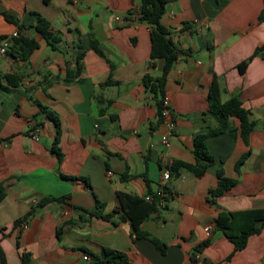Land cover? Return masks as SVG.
Returning a JSON list of instances; mask_svg holds the SVG:
<instances>
[{
	"label": "crops",
	"instance_id": "1",
	"mask_svg": "<svg viewBox=\"0 0 264 264\" xmlns=\"http://www.w3.org/2000/svg\"><path fill=\"white\" fill-rule=\"evenodd\" d=\"M262 6V0L167 1L160 23L178 56L165 82L175 129L163 147L165 125L156 123L154 103L141 81L146 73L159 76L163 59L150 58V32L137 19L138 0H0V12L18 23L0 14V36L17 30L38 43L26 60L11 54L0 60V74L20 78L15 86L1 79L7 88H0V248L5 264H94L102 248L126 255L125 264H193L190 254L205 240L199 264H264V224L233 251L214 221L219 209L264 208ZM36 14L59 37L58 48L34 30ZM89 34L101 54L86 47L79 76L66 82V70L74 69L78 47L87 46ZM213 78L221 101L236 96L248 111L254 126L247 144L239 135V120L229 116L223 132L205 138L214 161L203 175L181 166L171 171L174 160L194 163V135L217 123L207 101ZM39 105L59 119V162L51 150L55 125ZM34 127L38 139L32 137ZM164 169L170 173L163 184L165 204L140 224L165 243L161 253L150 240L134 239L129 221L113 211L118 191L153 196ZM218 170L235 183L212 204L208 191L217 185ZM63 195L69 199H55ZM45 197L53 198L37 206ZM108 213V219L102 218Z\"/></svg>",
	"mask_w": 264,
	"mask_h": 264
},
{
	"label": "trees",
	"instance_id": "2",
	"mask_svg": "<svg viewBox=\"0 0 264 264\" xmlns=\"http://www.w3.org/2000/svg\"><path fill=\"white\" fill-rule=\"evenodd\" d=\"M168 0H138L139 7L137 10L138 21L144 22L150 32V58L152 60L162 58L163 66L159 76L153 77L146 73L142 76V85L144 89L151 95L152 101L155 106L156 123L164 122L162 111V102L165 98V82L167 74L171 69L174 61L178 56V50L175 44L169 37V31L160 23V18L165 12L166 3ZM263 6L259 13L258 20L264 22V0H262ZM8 22H12L18 25L17 20L4 12H0ZM37 15V21L34 25V30L53 48H58L60 43L59 37L49 30V22L42 16ZM4 35H1L2 38ZM90 42L87 46H79L75 56L74 69H67L65 81L71 82L79 76L82 68L80 60L86 47L92 48L99 54L101 51L97 47V42L91 34H89ZM38 43L32 36L21 35L13 39L12 44L7 50V54H11L20 60H26L30 53L37 48ZM256 49L253 55L258 51ZM251 58V57H250ZM249 58V59H250ZM246 61L241 62L238 68L241 72L244 71ZM1 79H4L8 85L15 86L18 84L20 78L18 75L10 73L0 74V88L6 89L7 87L1 83ZM220 87L215 78H213L211 84L208 86L207 101L209 104V112L216 120V125L209 127L204 133L194 135L192 143V153L194 155V163H188L182 160H174L168 167L169 170H175L177 167H184L191 171L195 176L200 177L205 172L207 166L211 165L214 161L213 157L208 153L205 146V138L208 136L216 135L224 131L227 125V118L234 116L239 120V135L243 142L247 144L248 135L251 132L254 123L248 118V111L242 107L240 101L236 96H231L225 101L220 99ZM39 111L45 112L47 118L51 119L55 125V134L51 143V150L57 156V161L61 159V152L57 146L60 129L59 119L57 114L51 110H47L44 106L39 105ZM1 141V138H0ZM248 156V152L243 153L235 164V169L239 170V167ZM217 185L213 189L208 191V201L215 204V198L221 195L224 191L230 189L235 180L223 176L221 170L216 173ZM74 179L76 177H70ZM118 206L113 212H119L120 218L127 219L130 223L131 230L134 235V239L146 238L150 240L157 249L164 253L166 245L155 236L151 235L148 231L143 230L140 227L141 222L148 218L153 211L157 209L156 196L153 194L151 200H147L144 197L129 194L125 192H117ZM4 196L3 187L0 184V201ZM53 197H45L37 203V206L43 205L45 202ZM56 200L69 199V195H63L55 198ZM103 203L96 199V208L101 209ZM89 215L100 216L96 211H90L82 209ZM112 213H108L102 216V218L108 219ZM215 229L221 231L222 234L233 244V251L242 249L248 237L251 234L258 233L262 225L264 224V208L247 209L227 211L219 209L215 216ZM208 240L203 241L197 247L193 249L190 256L194 260V254L200 252L206 245ZM94 264H125L127 262L126 255L111 250L109 248H102L101 254L94 257ZM0 264H5L4 255L0 248Z\"/></svg>",
	"mask_w": 264,
	"mask_h": 264
},
{
	"label": "built area",
	"instance_id": "3",
	"mask_svg": "<svg viewBox=\"0 0 264 264\" xmlns=\"http://www.w3.org/2000/svg\"><path fill=\"white\" fill-rule=\"evenodd\" d=\"M19 31L17 30H13L8 34H5L2 38H0V60L5 57L7 55V50L9 48V46L12 44L13 39L17 36H19ZM161 114L163 116L164 119V125H165V130L164 132L160 135V143L161 145H163V147L168 146L169 144V138L172 136L174 129H175V121L173 118V113L170 107V103L168 98H164L163 102H162V111ZM38 128L34 127L33 129V134L32 137L34 139H38ZM108 174H110V171H107ZM170 177V173L167 169H164L161 172L160 178H159V187L158 189L155 191L154 195L156 196V206L157 207H162L165 204L166 201V197L168 196V192L164 189V182L167 181ZM153 198V196H149L147 198V200H151ZM19 227L21 229L26 227V223L22 222L20 223ZM209 226L206 227L207 230H209ZM199 256L200 253L196 252L194 254V260L193 264H199ZM82 258L84 260L88 259V255L87 254H83Z\"/></svg>",
	"mask_w": 264,
	"mask_h": 264
}]
</instances>
